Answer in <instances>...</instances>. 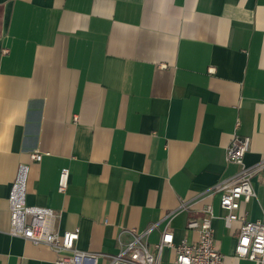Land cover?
<instances>
[{
	"label": "crops",
	"instance_id": "obj_1",
	"mask_svg": "<svg viewBox=\"0 0 264 264\" xmlns=\"http://www.w3.org/2000/svg\"><path fill=\"white\" fill-rule=\"evenodd\" d=\"M236 132L251 137L246 165L264 158V0H0V264L59 257L9 234L21 163L27 204L54 208L56 228H79L75 249L95 255L79 264H108L119 232L156 221L158 242L182 203L176 242L197 239L188 220L212 204L223 264H247L240 222L225 224L211 192L240 169L226 159ZM253 186L239 212L264 220V171ZM175 257L165 249L162 264Z\"/></svg>",
	"mask_w": 264,
	"mask_h": 264
},
{
	"label": "built area",
	"instance_id": "obj_2",
	"mask_svg": "<svg viewBox=\"0 0 264 264\" xmlns=\"http://www.w3.org/2000/svg\"><path fill=\"white\" fill-rule=\"evenodd\" d=\"M240 124L236 123V127ZM251 137L237 132L233 135L226 149V159L235 163L240 169L227 178L222 179L211 189L219 194L220 205L225 211V224L230 227L234 221H239L235 255L237 258L249 259L257 264H264V220H249L245 213H240L242 202L249 201L256 195L253 179L264 171V158L254 165L244 163V157L249 150ZM42 153L31 152V158L40 161ZM29 175V165L21 163L12 183L8 196L10 211L9 234L22 237L37 245H47L59 252L56 264H79L83 260L93 259L95 255L75 249L79 238V228L60 232L56 228L59 217L52 207L29 205L26 201V185ZM70 169L63 167L59 173L58 191L64 193L69 184ZM187 208L182 203L178 209L166 214L167 223L158 242L150 244L148 235L159 221L153 222L144 230L136 228L118 233V251L104 254L109 258L108 264H162L163 253L167 248H175V264H223L224 254L215 243V231L212 223L214 211L212 204L204 207L205 216L192 217L188 220V229L196 230L198 237L189 241L186 238L176 242L174 232L169 228L173 215ZM125 235L129 238L125 239ZM72 252L68 255L64 252Z\"/></svg>",
	"mask_w": 264,
	"mask_h": 264
},
{
	"label": "rangeland",
	"instance_id": "obj_3",
	"mask_svg": "<svg viewBox=\"0 0 264 264\" xmlns=\"http://www.w3.org/2000/svg\"><path fill=\"white\" fill-rule=\"evenodd\" d=\"M244 263L249 264V260L248 261H244ZM250 264H257L255 261L251 262Z\"/></svg>",
	"mask_w": 264,
	"mask_h": 264
}]
</instances>
